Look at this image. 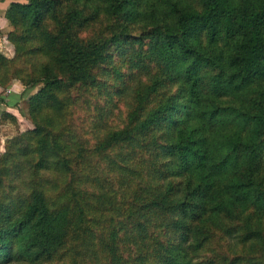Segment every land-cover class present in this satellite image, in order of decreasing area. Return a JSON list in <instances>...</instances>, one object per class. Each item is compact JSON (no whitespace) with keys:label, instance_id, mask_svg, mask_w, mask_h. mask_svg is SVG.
Masks as SVG:
<instances>
[{"label":"trees","instance_id":"1","mask_svg":"<svg viewBox=\"0 0 264 264\" xmlns=\"http://www.w3.org/2000/svg\"><path fill=\"white\" fill-rule=\"evenodd\" d=\"M4 18L0 87L34 91L0 145V264H264V0Z\"/></svg>","mask_w":264,"mask_h":264},{"label":"rangeland","instance_id":"2","mask_svg":"<svg viewBox=\"0 0 264 264\" xmlns=\"http://www.w3.org/2000/svg\"><path fill=\"white\" fill-rule=\"evenodd\" d=\"M4 5L5 2L0 0V52L7 57H11L13 54L10 55L9 49L11 50L12 47L10 46L9 42L6 39V34L9 31L10 26L8 25L6 19L3 16V8H5ZM20 104H21L20 110L22 113L21 115L19 114L18 118H16L18 120V126L11 124L7 121L5 122V125H0L1 149H3L4 140L8 137L13 136L17 132L18 127L21 130H25L27 128L32 127V124L26 115V109L24 103L21 102Z\"/></svg>","mask_w":264,"mask_h":264},{"label":"crops","instance_id":"3","mask_svg":"<svg viewBox=\"0 0 264 264\" xmlns=\"http://www.w3.org/2000/svg\"><path fill=\"white\" fill-rule=\"evenodd\" d=\"M5 5L3 8V16L6 9V5L8 0L3 1ZM10 44V43H9ZM12 49H9L10 55L13 54V46L10 44ZM34 90H24L23 85L18 81H12L11 84L7 88L0 87V113L2 111H6L11 113L16 118H18L19 114L21 115V102L24 98L28 96L29 93ZM0 125H5V122H0Z\"/></svg>","mask_w":264,"mask_h":264}]
</instances>
